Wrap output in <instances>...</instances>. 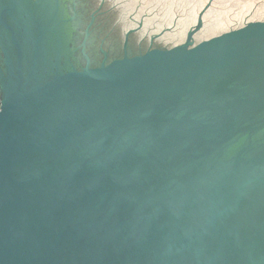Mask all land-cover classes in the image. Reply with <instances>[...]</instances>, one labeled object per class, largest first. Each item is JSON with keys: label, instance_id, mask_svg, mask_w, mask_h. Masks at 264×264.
Segmentation results:
<instances>
[{"label": "water", "instance_id": "obj_1", "mask_svg": "<svg viewBox=\"0 0 264 264\" xmlns=\"http://www.w3.org/2000/svg\"><path fill=\"white\" fill-rule=\"evenodd\" d=\"M54 1L0 0V264H264V21L73 0L72 47Z\"/></svg>", "mask_w": 264, "mask_h": 264}, {"label": "rangeland", "instance_id": "obj_2", "mask_svg": "<svg viewBox=\"0 0 264 264\" xmlns=\"http://www.w3.org/2000/svg\"><path fill=\"white\" fill-rule=\"evenodd\" d=\"M136 1L129 0V5ZM209 3L203 16V26L194 35L196 44L249 22L264 21V0H140V5L144 4L145 8L134 20L140 24L148 19L152 27L160 25L156 35L168 30L170 38L162 40L160 47L171 48L178 43L177 27L184 24V43Z\"/></svg>", "mask_w": 264, "mask_h": 264}, {"label": "flooded vegetation", "instance_id": "obj_3", "mask_svg": "<svg viewBox=\"0 0 264 264\" xmlns=\"http://www.w3.org/2000/svg\"><path fill=\"white\" fill-rule=\"evenodd\" d=\"M34 1L36 2L37 0H34ZM52 7H53V9L55 11H57L59 17L62 16V15H67L68 17H72L74 14H76V16L74 17V19H75L74 21H72L70 23L68 22L69 25H64L62 27V32L65 33L68 38H71L72 39L70 41L72 47L74 45L76 46V44L77 45H80L82 43V41H80L81 38H82V36H80V34H79V38L80 39L78 40L77 37H76V34L78 33V31L81 32V30H83V25L84 24H83V19H82L81 15H78V12H76L75 9L73 10L74 1L73 0H56V1H54ZM88 26L89 25H86V27L84 28V33H85V31H86V29H87ZM93 27H94V25L92 26V28ZM71 32H72V34H71ZM69 35H70V37H69ZM90 43H91V41H89V44ZM151 47L152 46H150L149 48H151ZM87 50H89V53L91 55L92 66H98V65H100L101 63L97 64L95 62L96 60H98L95 57L96 54L95 53H92V51H91V49L89 47H88ZM80 52H81V49L79 48V54H77V56L74 57L73 61L74 62L76 61L75 62L76 64L81 62L82 63L81 67H83L86 64V59L83 58V56L81 55ZM3 58H4V56H3V54L0 51V67H1V69L3 71H5V66H4V63H3ZM104 58H105V56H104ZM108 61H109V58H108ZM0 96H1V93H0ZM0 107H1V98H0Z\"/></svg>", "mask_w": 264, "mask_h": 264}]
</instances>
